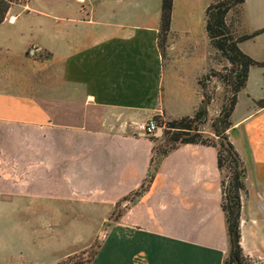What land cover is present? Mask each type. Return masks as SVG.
Returning a JSON list of instances; mask_svg holds the SVG:
<instances>
[{
	"label": "crops",
	"instance_id": "1",
	"mask_svg": "<svg viewBox=\"0 0 264 264\" xmlns=\"http://www.w3.org/2000/svg\"><path fill=\"white\" fill-rule=\"evenodd\" d=\"M210 1L173 0L162 48L161 0L151 10L143 0L11 4L0 23V225L21 206L23 221L12 231L31 247L37 218L49 210L58 241L62 206H70L69 225L79 226V206L123 205L149 171L151 137L161 136H144L131 122L191 116L203 106L199 78L223 63L205 29ZM184 2L201 11L177 12ZM227 21L235 36H249L238 47L259 63L248 68L226 134L243 171L239 245L249 261L264 263V0H244ZM217 153L186 143L164 155L148 189L85 264H222L230 239ZM83 220L95 227L107 217ZM2 237L0 264H11ZM40 241L47 246L46 235Z\"/></svg>",
	"mask_w": 264,
	"mask_h": 264
},
{
	"label": "trees",
	"instance_id": "2",
	"mask_svg": "<svg viewBox=\"0 0 264 264\" xmlns=\"http://www.w3.org/2000/svg\"><path fill=\"white\" fill-rule=\"evenodd\" d=\"M13 1L0 0V23L5 19L6 13ZM243 2L244 0H211L205 9V29L210 44L233 65L230 74L223 76L229 83L232 96L228 104L223 107L221 115L210 123L211 132L217 138V142L203 138L202 132L199 129V126L206 122L207 116V112L202 105L191 116L165 120L161 116H155L159 125L164 126L163 132L160 138L151 137L155 141V145L153 147L149 171L137 190L131 194L133 198H137L148 189L158 161L177 146L186 143L216 146L218 149V168L222 175L226 172V175L221 180L223 189L221 207L226 216L227 231L230 239V247L222 264H264L249 261L243 255L239 245L240 192L243 189V171L240 169L241 163L239 157L229 143L226 134V130L231 125L230 117L236 103V95L245 85L248 68L259 64L244 54L238 47V42L249 36H235L230 23L227 21L229 12L239 7ZM172 9L173 0H161L160 28L158 33L160 48L163 47L166 34L171 27ZM129 197H125L124 200H127Z\"/></svg>",
	"mask_w": 264,
	"mask_h": 264
},
{
	"label": "rangeland",
	"instance_id": "3",
	"mask_svg": "<svg viewBox=\"0 0 264 264\" xmlns=\"http://www.w3.org/2000/svg\"><path fill=\"white\" fill-rule=\"evenodd\" d=\"M15 1L17 0H14L13 2ZM89 2L90 1L81 2L79 5L81 10L87 9L90 4ZM139 5L144 8V10H151V8L155 5V0H143V2H140ZM175 10L177 12L188 10L191 12L201 11L198 8V5H195L192 2L177 3ZM232 68L233 65L226 58H224L223 63L220 65L218 64L217 70L210 69L208 73L202 75L198 81L204 96L203 102H206V108H203L207 112L206 122L201 124L199 129L202 132L203 138H208L210 140H214L215 142H217V138L211 132L210 123L213 119L221 115L223 107L228 104L229 99L232 96L229 83L225 77L223 78V76L230 74ZM201 105L202 104H200L198 108H200ZM163 128L164 126H162L161 135ZM224 175H226V172L223 173V177ZM131 194L127 200L123 201V205L90 206L87 210V207L79 206L80 210L75 212L77 213L76 218L79 217L80 219L79 226H77V221L75 219L74 225L76 226L69 225L67 219L70 218V206H62L63 208L62 210H59V213L60 217L63 219V229L65 232H59L57 234L58 241H56L53 236L55 211L49 210L48 218L46 220L43 219L42 221H39V218H37V237H33L34 242H32L31 247L24 242L25 239L22 234H16L12 231L14 225H21L24 214L21 206H15L13 211L15 214L14 219L11 217H5L3 219V224L0 225L1 245H7L4 243L5 241L2 237L4 236L6 237L5 239L10 242V253L12 255L11 264H85L90 261L93 258L92 256L95 255L94 253L97 252L100 242L108 227L114 222H118L121 214H123L126 209L130 207V204L133 203V201L135 202L136 198H133ZM109 207H111V211L107 214ZM5 213H8V210L5 211ZM28 214L34 215V211H29L27 212V215ZM38 215L39 212L36 211L35 216ZM87 215H90L91 219L95 216L97 219L96 222H98V219L103 215L107 217V221L103 223L102 226H88L87 224H84L86 221L83 220L87 217ZM33 221L34 216H32L31 224H33ZM71 229H74V233L78 232L77 234H79V240H75V234L69 233L70 231L72 232ZM45 235L48 239L46 247L44 246L45 242L40 241V239L42 240V238H45Z\"/></svg>",
	"mask_w": 264,
	"mask_h": 264
},
{
	"label": "built area",
	"instance_id": "4",
	"mask_svg": "<svg viewBox=\"0 0 264 264\" xmlns=\"http://www.w3.org/2000/svg\"><path fill=\"white\" fill-rule=\"evenodd\" d=\"M134 130L144 136H152L158 130H162L155 116L147 117L143 120H136L131 122Z\"/></svg>",
	"mask_w": 264,
	"mask_h": 264
},
{
	"label": "water",
	"instance_id": "5",
	"mask_svg": "<svg viewBox=\"0 0 264 264\" xmlns=\"http://www.w3.org/2000/svg\"><path fill=\"white\" fill-rule=\"evenodd\" d=\"M203 107L206 108V102L205 101L203 102ZM240 169L242 170L241 166H240Z\"/></svg>",
	"mask_w": 264,
	"mask_h": 264
}]
</instances>
